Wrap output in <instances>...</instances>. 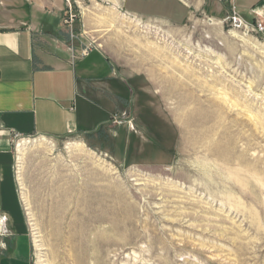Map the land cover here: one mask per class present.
Instances as JSON below:
<instances>
[{
    "label": "rangeland",
    "instance_id": "374dc122",
    "mask_svg": "<svg viewBox=\"0 0 264 264\" xmlns=\"http://www.w3.org/2000/svg\"><path fill=\"white\" fill-rule=\"evenodd\" d=\"M74 6L75 34L147 80L175 147L142 166L79 135L13 139L30 264H264V35Z\"/></svg>",
    "mask_w": 264,
    "mask_h": 264
},
{
    "label": "crops",
    "instance_id": "0c3cea01",
    "mask_svg": "<svg viewBox=\"0 0 264 264\" xmlns=\"http://www.w3.org/2000/svg\"><path fill=\"white\" fill-rule=\"evenodd\" d=\"M132 15L182 26L196 11L224 19L233 7L264 22V0H106ZM64 0H0V264H30L12 141L16 134L79 135L126 165L171 162L172 124L140 74L126 71L80 31L71 38ZM2 194V195H1ZM14 204V205H13Z\"/></svg>",
    "mask_w": 264,
    "mask_h": 264
},
{
    "label": "built area",
    "instance_id": "2783aa9c",
    "mask_svg": "<svg viewBox=\"0 0 264 264\" xmlns=\"http://www.w3.org/2000/svg\"><path fill=\"white\" fill-rule=\"evenodd\" d=\"M30 3H34L36 0H26ZM67 6V10L65 12L64 16V23L69 27V33L71 35V38L74 39L76 37L74 29H73V23L82 15V12L77 13L75 10L74 3L76 0H64ZM75 1V2H74ZM119 9L125 11L127 14L131 15L129 12L124 10V7H119ZM210 20H213V18L209 17ZM222 23H227L233 30L237 31H244L247 33H255L257 35H264V22L261 20H256L253 23H249L239 14V12L236 10L235 7L231 9L229 14L221 21ZM95 46L92 44H87L85 48L83 49V55H88ZM22 136L16 134L14 139L21 138Z\"/></svg>",
    "mask_w": 264,
    "mask_h": 264
},
{
    "label": "bare ground",
    "instance_id": "6f19581e",
    "mask_svg": "<svg viewBox=\"0 0 264 264\" xmlns=\"http://www.w3.org/2000/svg\"><path fill=\"white\" fill-rule=\"evenodd\" d=\"M212 21L215 22V23H216V22L221 23L218 19H213ZM236 36H237V35H236ZM81 154H83V153H81ZM85 155H86V154H85ZM89 156H90V155H89ZM69 188H70V187H69ZM69 188H68V189H69ZM65 189H66V188H65ZM80 197H82V196H80ZM83 201H84V200L81 201L82 204H83ZM83 206H84V205H83ZM55 207H56V206H55ZM81 207H82V206H81ZM81 209H82V208H81ZM75 213H76V212H75ZM50 214H51V213H50ZM74 220H75V219H74ZM88 231H89V230H88ZM73 234H74V233H73ZM98 240H99V239H98ZM68 241H69V240H68ZM74 244H75V243H74ZM69 255H70V254H69ZM76 259H77V257H76ZM80 262H81V261H80ZM97 264H99V261L97 262Z\"/></svg>",
    "mask_w": 264,
    "mask_h": 264
}]
</instances>
